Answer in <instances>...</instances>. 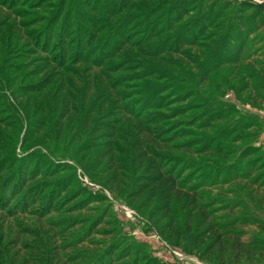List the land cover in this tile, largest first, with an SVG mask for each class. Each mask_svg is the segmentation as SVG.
Returning <instances> with one entry per match:
<instances>
[{"label":"rangeland","instance_id":"374dc122","mask_svg":"<svg viewBox=\"0 0 264 264\" xmlns=\"http://www.w3.org/2000/svg\"><path fill=\"white\" fill-rule=\"evenodd\" d=\"M262 3L0 0V264H264Z\"/></svg>","mask_w":264,"mask_h":264},{"label":"trees","instance_id":"16d2710c","mask_svg":"<svg viewBox=\"0 0 264 264\" xmlns=\"http://www.w3.org/2000/svg\"><path fill=\"white\" fill-rule=\"evenodd\" d=\"M256 12L260 13V14L262 12H264V3H262L256 7ZM239 43L240 42L237 41L236 39H233L231 42H228L229 46L231 45V47L234 49L235 52L233 54L229 55V59L227 60V62H230V60H232V62H234V63L237 62V60L239 58L238 52H239V48H240L239 46H237V44H239ZM156 52H158V51H155V53ZM160 52L164 53L165 49L163 51H160ZM160 168H161L160 166L159 167L154 166V168L152 169V171L150 173V176L146 175L144 177V180L146 182L150 181V186H153L156 184V185H163L164 187H166L165 190H166L167 197L169 199H173L175 201H176V199L179 201L186 200L188 196L187 195L182 196L180 194V189L175 186L176 183L172 180L173 174L170 173L169 171L162 172V171H160ZM257 168L258 167H256L254 169V171L258 170ZM262 168L264 169V165H262L261 169ZM260 176H262V174ZM260 176L258 175L257 177H255L253 172L251 173L250 171L247 174L246 173H243L240 175H236V174L231 175L230 174L229 177H231V178L224 177V181H223L224 183H222L220 185L217 184V186L223 187V186H230L232 184H234V185L236 184L237 186L241 185V187H242L241 189L243 191H247V196L249 198L253 197V199L255 200V199L260 197L261 200L259 201V204L264 205V179H261ZM190 190L193 191L191 193H194V190H192V189H190ZM190 190H188V191L190 192ZM229 192H231L230 193L231 195L232 194L235 195L237 193V189L232 188L229 190ZM240 202H243V201L240 200ZM241 220L242 221L234 220V221L227 223L225 225L227 227V230H229L227 234L236 235L237 234L236 231L239 229H242V226H247L250 224L247 217H245ZM253 224L264 232V219H261V220L256 219ZM209 228H211V227H208V229ZM211 230H212V228L209 229V232ZM219 240H220L219 237H217V241H219ZM252 242H253L252 245L246 247L245 252H248L249 254L251 252H253V253L260 252L259 254L264 252V251H262L264 249V239H259L258 237H256V239H254Z\"/></svg>","mask_w":264,"mask_h":264}]
</instances>
